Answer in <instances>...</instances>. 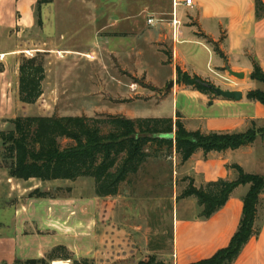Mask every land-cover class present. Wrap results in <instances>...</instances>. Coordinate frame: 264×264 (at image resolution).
I'll use <instances>...</instances> for the list:
<instances>
[{
  "label": "rangeland",
  "instance_id": "1",
  "mask_svg": "<svg viewBox=\"0 0 264 264\" xmlns=\"http://www.w3.org/2000/svg\"><path fill=\"white\" fill-rule=\"evenodd\" d=\"M36 1L31 5L29 22H21L25 25L23 32L21 26L15 25L10 31L11 37L0 33V51L13 44L18 46L17 52L11 56L0 54V69L5 70L0 76V133L11 128L9 119L25 115L105 117L121 111L127 116H171L170 99L154 104L176 87L175 78L165 80L171 71L167 66L172 53L169 41L153 45L139 44L132 39L116 38L117 33H110L109 42L103 48L100 44L96 48L91 42L99 36L97 28L102 34L99 37H106L110 32L106 29L107 24L111 29L117 25L126 28L134 24L145 25L147 16L167 10L169 0H55V4H43L40 8ZM18 18L20 15L14 12V0H3L0 20L14 22ZM198 52V60L205 64L207 51ZM32 56H37L45 69L42 94L34 104H22L17 96V62L19 64L23 57ZM146 72L156 84L147 78ZM237 72L244 73V77L239 78L227 70L214 68L212 75L206 79L214 87L224 90H239L246 94L251 90L264 92L263 83L251 81L244 71ZM117 80L124 83L123 94L117 92ZM171 80L174 83L168 86ZM149 82L151 89L147 86ZM133 89H138L141 96L134 94ZM147 93L153 96H145ZM207 98L213 100L222 97L210 93ZM177 100L188 114H218L224 111L212 108L210 103L202 105L199 101L196 106L181 96ZM172 117L176 119L175 114ZM254 122L258 127L264 126V120ZM189 124H193V121ZM228 157L241 163L245 172L264 175V141H257L250 152H235ZM220 162L218 157L213 158L205 172L190 175V166L180 162L174 149L163 150L158 157L147 161L142 170L131 178L130 184H123L116 196L99 198L94 194L91 178L42 181L10 177L0 138V264H24L27 260L40 259L43 262L37 264H50L54 257L60 260L51 264L67 262L63 258L69 255L68 249L64 245L54 246L52 242L42 257L14 259L11 262L8 258L15 252L13 244L9 241L5 243L1 238L6 226H11L8 225L9 211L15 215V208L19 205H26L34 211L42 203L50 205L51 209L55 204L47 200L59 198L86 202L85 205H91L93 220L100 217L103 223L113 228L117 226L122 231L125 242L123 254L126 256L118 263L111 264H140L151 255L157 262L164 261L171 249L172 218L176 208L180 205H197L193 197L177 200L188 183L187 177L194 180L196 187L209 181V178L217 179L221 173ZM230 165L226 164V169L235 171ZM247 189V184L237 187L232 198L238 199ZM261 199V205H264V197ZM69 214L74 215V211H69ZM34 222L29 226V235L42 234ZM69 223V217L62 220L51 212L45 218L46 227L52 231L70 230L73 235H88ZM79 227L82 228V225ZM85 228L90 231L87 226ZM91 229L93 235L100 238L101 226L95 220ZM36 239V236L32 238L30 245L34 246ZM79 261L94 264L91 258L80 257Z\"/></svg>",
  "mask_w": 264,
  "mask_h": 264
},
{
  "label": "crops",
  "instance_id": "2",
  "mask_svg": "<svg viewBox=\"0 0 264 264\" xmlns=\"http://www.w3.org/2000/svg\"><path fill=\"white\" fill-rule=\"evenodd\" d=\"M262 1L264 3V0ZM2 2L3 0H0V4ZM34 2L35 0H14V12L18 13L20 18L14 22L0 20V33L5 37H11L10 31L15 25L21 26L23 32L25 30L23 26L25 25H22L21 22L23 21V24L29 22V15H32L31 5ZM192 3V6L189 7L182 0H169L167 10L154 12L147 16L145 25L134 24L131 28L117 25L111 29L107 24L106 29L110 32L107 33L106 37H99L102 34L99 33L100 29L97 28L96 33L99 36L94 40L92 39L91 42L94 47L97 48L100 44L103 48L109 42L110 33H117L116 38L132 39L139 44L153 45L154 43L165 42V40L169 41L172 53L167 64L171 69L169 76L165 79L167 81L172 78L176 80L177 66L182 71L198 75L205 80L212 75L214 68L225 71L227 66L234 71H244L245 76L250 78L252 61L257 62L264 71V17L259 20L255 18L254 0H192ZM50 4H55V0L48 3V5ZM150 18L153 21L148 23ZM173 21L174 23H172ZM214 45L217 46L220 53L214 50ZM17 50L18 46L13 44L6 50L0 51V54L11 56ZM200 50L207 51L208 57L205 64L203 61L198 60V51ZM4 72L5 70L2 68L0 76ZM147 78L152 82L148 76ZM250 80L255 81L251 78ZM151 82L147 85L150 89L152 88ZM123 84V82L117 80V92L120 94L124 92ZM175 86L173 91L166 93L159 102L154 103L159 104L170 99L171 116H127L122 114L121 111L115 114L135 118L172 117V115L175 114L176 116V113H179L181 115L180 119L187 130H200L201 132H241L248 129L254 120H264V105L249 100L246 92H242L240 101L224 98L210 100L207 95L179 84L177 81ZM133 90L134 94H140L139 96H141L138 89ZM145 96L152 97L153 95L147 93ZM179 96L188 100V102H194L196 106H198L197 101H199L202 105L210 103L212 108L224 111L218 114H188L183 106L178 105L177 99ZM191 121H193V124H189ZM257 141L263 142L264 134L258 135L252 144L235 150L211 151L207 154H203L199 150L184 163L190 166L191 175L196 172H205L207 164L213 158L218 157L221 160L218 164L221 173L217 177L233 180L237 177V173L230 168L226 169V164L235 163L241 167L242 165L228 156L235 152H250ZM201 156L202 158H200ZM214 179L209 178L208 180ZM242 196L239 195L238 199H233L231 195L225 205L208 218L198 216L200 210L197 205L178 206L172 218L170 252L165 255L166 259L164 261L159 262L164 264H188L210 257L215 251L226 246L239 224L242 212ZM260 197L263 198L264 193ZM47 201H51L55 205H52L50 209V205L42 203L43 205H39L34 211L29 210L26 205H19L15 208V215L12 214V211H9L10 221L8 225L11 226H8V228L6 226V232L1 237L5 243L9 241L13 244L15 252L9 255V261L42 257L47 252L50 242L54 246L64 245L68 249L69 255L63 258L67 260V264H72L73 259L83 264L79 261L80 257L94 259V264L118 263L119 260L125 258L126 255L123 254L125 242L122 231L117 226L113 228L112 225L106 222L103 223L99 217L94 220L98 226H101L102 233L100 238L93 235L91 226L94 220L91 216V205H85L87 203L81 202L80 199L72 200L70 198ZM71 210L74 211V215L69 214ZM50 212L62 218V220L69 217V224L81 231L84 230L88 235H73L70 230L69 232L65 230L52 231L51 228H47L45 218ZM258 214L259 233L249 239L232 264H264V205H258ZM33 222L38 232L42 234L29 235V226ZM80 224L82 228L79 227ZM86 226L90 228V231L85 230ZM35 236L37 238L36 244L32 246L30 241ZM151 256L154 257V255ZM56 260H60V258L54 257L51 263Z\"/></svg>",
  "mask_w": 264,
  "mask_h": 264
},
{
  "label": "trees",
  "instance_id": "3",
  "mask_svg": "<svg viewBox=\"0 0 264 264\" xmlns=\"http://www.w3.org/2000/svg\"><path fill=\"white\" fill-rule=\"evenodd\" d=\"M52 0H37L40 8ZM255 18L264 17V3L254 0ZM214 50L220 53L217 46ZM1 70V69H0ZM45 77L42 61L37 56L23 57L18 64L17 96L22 104H34L42 94L41 83ZM176 81L202 94L213 93L209 81L176 67ZM250 78L264 84V71L252 61ZM249 100L264 105V92L251 90ZM181 115L173 117H135L107 115L42 116L25 115L9 119L11 128L1 132L4 159L8 175L28 180H75L80 177L93 180L94 194L99 198L116 196L123 184L139 173L150 158L163 150L174 149L180 162H186L195 152L207 154L223 152L250 145L264 126H251L241 132L187 130ZM66 144L63 145V142ZM237 177L233 180L219 177L196 187L188 183L177 200L193 197L200 208L199 217L208 218L222 208L240 185H248L242 196V212L238 227L228 244L212 254L188 264H232L252 236L260 231L258 205L264 193V175L251 174L238 164H231ZM263 205V204H262ZM40 260H27L24 264H37ZM54 262V261H53ZM60 264H67L63 261ZM72 264H80L73 259ZM140 264H164L149 256Z\"/></svg>",
  "mask_w": 264,
  "mask_h": 264
},
{
  "label": "water",
  "instance_id": "4",
  "mask_svg": "<svg viewBox=\"0 0 264 264\" xmlns=\"http://www.w3.org/2000/svg\"><path fill=\"white\" fill-rule=\"evenodd\" d=\"M226 70L236 76V77H239V78H243L244 77V73L242 72H237V71H234L232 69H230L228 66L226 67ZM174 81H170L169 82V85H173ZM209 86L211 87L213 93L216 95V96H219V97H222L224 99H233L235 101H240L242 99V92L239 91V90H224V89H221L219 87H214L213 85L209 84Z\"/></svg>",
  "mask_w": 264,
  "mask_h": 264
},
{
  "label": "built area",
  "instance_id": "5",
  "mask_svg": "<svg viewBox=\"0 0 264 264\" xmlns=\"http://www.w3.org/2000/svg\"><path fill=\"white\" fill-rule=\"evenodd\" d=\"M182 2H183L185 5L189 6V7H191L192 4H193V3H192V0H182ZM152 21H153L152 18L148 19V23H151ZM172 23H174V21H173Z\"/></svg>",
  "mask_w": 264,
  "mask_h": 264
}]
</instances>
